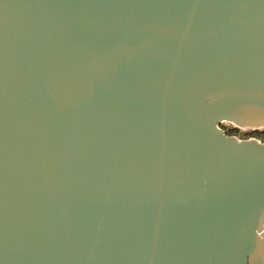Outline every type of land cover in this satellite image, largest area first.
<instances>
[{"label":"water","instance_id":"95a60500","mask_svg":"<svg viewBox=\"0 0 264 264\" xmlns=\"http://www.w3.org/2000/svg\"><path fill=\"white\" fill-rule=\"evenodd\" d=\"M264 0H0V264H264Z\"/></svg>","mask_w":264,"mask_h":264},{"label":"rangeland","instance_id":"374dc122","mask_svg":"<svg viewBox=\"0 0 264 264\" xmlns=\"http://www.w3.org/2000/svg\"><path fill=\"white\" fill-rule=\"evenodd\" d=\"M223 129H225L226 131H232L235 130L233 125L228 124V122H224L222 124ZM260 131H263V129H259ZM251 129H241L239 128L238 131H234L233 133H236L235 136L239 137V138H248V132H251ZM261 139V138H259ZM264 139V137H263Z\"/></svg>","mask_w":264,"mask_h":264},{"label":"trees","instance_id":"16d2710c","mask_svg":"<svg viewBox=\"0 0 264 264\" xmlns=\"http://www.w3.org/2000/svg\"><path fill=\"white\" fill-rule=\"evenodd\" d=\"M235 130H232V131H228L227 133L230 134V135H235L236 133H233L234 131H238L239 128H234ZM248 137H256V138H261V140H264L263 137H264V129L263 131H260V130H254V131H251V132H248Z\"/></svg>","mask_w":264,"mask_h":264}]
</instances>
